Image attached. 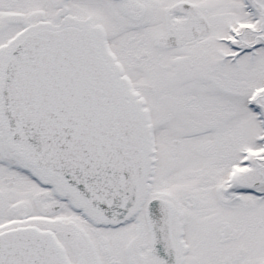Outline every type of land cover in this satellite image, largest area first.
I'll return each mask as SVG.
<instances>
[{
  "label": "snow or ice",
  "instance_id": "obj_1",
  "mask_svg": "<svg viewBox=\"0 0 264 264\" xmlns=\"http://www.w3.org/2000/svg\"><path fill=\"white\" fill-rule=\"evenodd\" d=\"M0 264H264V0H0Z\"/></svg>",
  "mask_w": 264,
  "mask_h": 264
}]
</instances>
